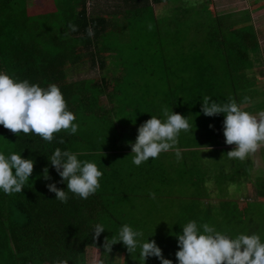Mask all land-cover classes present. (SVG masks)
Masks as SVG:
<instances>
[{
    "label": "trees",
    "instance_id": "1",
    "mask_svg": "<svg viewBox=\"0 0 264 264\" xmlns=\"http://www.w3.org/2000/svg\"><path fill=\"white\" fill-rule=\"evenodd\" d=\"M51 1L52 12L41 14L31 4L26 5V0H0V70L42 87L50 83L58 85L68 108L76 115L79 128L76 134L61 130L49 142L34 134H13L0 125V150L21 151L22 157L30 156L35 161L29 182L21 193L0 192V264H57L59 260H67L68 264H93L95 259H104L107 264L108 257L121 246L119 241L113 243L107 254L104 239L116 236L124 223L112 205L114 201L108 202L109 198L100 191L101 186L87 199L71 193L65 203L55 199L46 184L56 182L60 188L66 185L59 182L60 177L47 156L57 147L83 153L79 158L95 161L104 177L106 165L113 167L124 158V148L128 145L124 138L135 141L133 134L118 132L115 116L125 114L137 131L142 120L150 118L151 114L161 115L162 106L181 114L194 111L197 125L201 124L205 130L210 124L211 130L206 133L214 143L224 145L225 137L217 126L223 114L203 117L201 103L204 96L217 102H226L228 96H223L222 85L204 83L200 73L195 76L182 72L191 52L181 55L180 49H176L168 56V44L175 45L174 41H162L159 56L147 54L164 59L163 63L159 60L158 71L151 72L140 59L119 68L122 66L117 63L119 56L136 53L137 49L134 37L124 33L114 38L128 46H112L116 43L114 39L107 43L111 28L120 25L119 22L91 10L89 0ZM123 2L126 16L139 18L154 14L149 0ZM69 23L77 26L75 31L69 29ZM88 28L93 29V35L87 34ZM237 32L235 37L229 38L233 37L237 45L257 44L256 36L249 30ZM202 41L205 46L213 47L229 43L228 39H219L215 34L204 36ZM199 55L201 62L203 57ZM86 63L90 70L97 67L101 72L83 75V67L79 66ZM198 66L196 70L200 71L201 63ZM216 71L211 68L209 77ZM191 133L181 132L178 144L197 140V135L201 134L193 130ZM126 153L134 155L131 149ZM46 165L49 180L42 175ZM169 167L161 165L159 169L166 172ZM195 172L201 169L196 168ZM96 222L103 223L106 229L93 238L91 228Z\"/></svg>",
    "mask_w": 264,
    "mask_h": 264
},
{
    "label": "crops",
    "instance_id": "2",
    "mask_svg": "<svg viewBox=\"0 0 264 264\" xmlns=\"http://www.w3.org/2000/svg\"><path fill=\"white\" fill-rule=\"evenodd\" d=\"M149 1L158 17L174 13L173 9L181 4L180 0ZM89 3L91 10L106 17L116 13L124 17L126 13L123 0H89ZM188 3L204 13L205 37L215 34L229 42L197 49L192 46L189 52L196 54L195 67L199 68L201 63V69L207 72L203 82L222 85L224 97L235 99L254 114L264 111V0H188ZM242 29L253 33L257 44L237 45L232 38ZM199 53L203 57L201 62ZM211 68L217 71L209 77ZM234 88L236 92L232 91ZM245 97L249 98L246 102ZM194 114L190 110L182 115L193 120L192 130L201 134L197 140L194 138L197 143L184 140L182 145L177 144L182 154L179 160L169 150L137 166L126 153L131 142L130 137L129 140L125 137L128 145L124 148V158L113 165L115 169L106 165L107 172L100 178V191L109 198V203L114 201L111 204L120 214V220L142 230L147 239L155 240L162 255L173 264L179 247L175 233L181 232L182 225L190 219L213 224L229 235L255 232L264 239V146L243 161L230 159L226 153L234 145L214 143L206 133L211 130L210 124L204 130L201 124L197 125ZM121 116L124 119L114 118L118 132L133 134L135 139L137 131L130 128L133 123L125 114ZM223 119L217 124L221 128L219 132H223ZM161 165H169V171H161ZM196 168L201 172H195ZM149 192L155 193V197ZM118 245L121 248L117 247L108 257L107 264H141L138 251L130 254L122 242ZM145 264H160V261L153 256Z\"/></svg>",
    "mask_w": 264,
    "mask_h": 264
},
{
    "label": "clouds",
    "instance_id": "3",
    "mask_svg": "<svg viewBox=\"0 0 264 264\" xmlns=\"http://www.w3.org/2000/svg\"><path fill=\"white\" fill-rule=\"evenodd\" d=\"M68 27L75 31L77 26L69 23ZM86 31L89 36L93 35L92 28ZM248 99L245 97L244 102ZM201 111L207 116L223 114L225 143L234 145L226 153L228 158L243 161L264 146V111L254 114L231 97L226 102H217L210 96L202 97ZM160 112L158 116L151 114L138 126L135 141L131 142L132 163L137 166L169 150L175 152L178 160L181 158V150L176 146L181 132L191 133L193 120L167 106H162ZM75 121L76 115L68 108L58 85L50 83L42 87L0 70V125L4 128L16 135L34 134L51 142L61 130L76 134L79 124ZM20 153L0 150V192L5 195L21 193L33 172L34 159L22 157ZM81 155L83 153L57 147L47 156L60 177L59 182L66 187H57L56 182L47 183L46 187L62 203L67 202L70 193L87 199L101 186L103 171L95 161L80 159ZM42 175L45 180L50 179L47 165ZM149 195L155 197L153 192ZM105 229L103 223H94L91 228L93 238ZM175 235L179 246L175 252L176 264H264V239L259 233L229 235L213 224L190 219ZM118 241L130 254L138 251L141 264L153 256L160 264H173L171 259L162 255L155 240L147 239L142 230L128 223H123L112 239L105 237L104 252L108 254L111 245ZM57 264H68V261L59 260ZM93 264H105V260L95 259Z\"/></svg>",
    "mask_w": 264,
    "mask_h": 264
},
{
    "label": "rangeland",
    "instance_id": "4",
    "mask_svg": "<svg viewBox=\"0 0 264 264\" xmlns=\"http://www.w3.org/2000/svg\"><path fill=\"white\" fill-rule=\"evenodd\" d=\"M179 2L181 4H179L177 8L173 9L174 13L167 12L163 17H158L155 14H152L139 18H132L130 15H125L124 18L121 17L122 15H120V13L109 14L110 16H107L108 19L115 18V21L119 22L118 24H120L114 25L116 28H111L112 31H110L111 34L107 40V43L109 44L112 39H114L116 43L112 46H128L127 44H122L121 42H119V40L117 41V39L114 38L117 36V34L124 33V35H132L134 37L133 42L137 47L136 53H123L121 54V57L119 56V61L117 63L122 65L119 68H124L126 65L133 63L137 59H140L143 63H145L147 69H152L151 72L155 70L158 71L160 68V58L158 60L157 56H148L147 54L154 53L159 56V54L162 52L160 45L162 41H174L176 43L175 45L168 44L169 47L166 51L168 56H172V51L174 52V50L176 49H180L179 52L181 55H183L188 53L192 49V46L196 49L204 47V43L202 41V38L204 37V35H206V29H204L203 27L205 18L204 13L202 12V10L198 9V6L194 7L195 5L193 6L192 4H189L188 0H180ZM28 3L35 7L36 11L41 14L52 12L51 10L54 8L51 0H26V5H28ZM120 8H122V6H120ZM197 9L198 11H196ZM179 11L185 12L186 15L182 13L178 14ZM190 26H192L191 36L189 35ZM195 57L196 54L194 56L192 53L190 54L187 63L183 64L185 66L182 67V72L187 71V73L195 76L200 73L202 77L206 76L207 74L203 69H201L200 71L196 70L195 66L197 65V59ZM163 61L164 59H162V61L160 60V62L162 63ZM178 63H176L175 65H178ZM82 67L83 75L86 76L96 75L97 73L101 72L100 70L98 71L97 67H94L93 71L92 69L90 70L87 63L85 65L79 66V68ZM148 102L149 100L147 101V103ZM120 117L124 119L123 116ZM143 122L144 120H142V123ZM133 127L135 126L131 124L130 128L133 129ZM189 142L190 144L197 143V141L194 140H190ZM204 158L206 157L203 156V159ZM214 158L218 159L219 157ZM199 163L202 164L203 162L200 161Z\"/></svg>",
    "mask_w": 264,
    "mask_h": 264
},
{
    "label": "bare ground",
    "instance_id": "5",
    "mask_svg": "<svg viewBox=\"0 0 264 264\" xmlns=\"http://www.w3.org/2000/svg\"><path fill=\"white\" fill-rule=\"evenodd\" d=\"M95 210H96V209H95ZM95 210H94V211H95ZM112 218H113V217H112Z\"/></svg>",
    "mask_w": 264,
    "mask_h": 264
}]
</instances>
